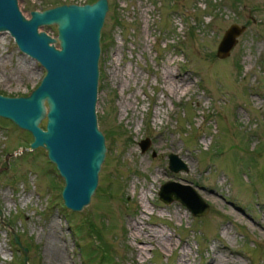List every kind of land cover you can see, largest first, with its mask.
Segmentation results:
<instances>
[{
  "label": "rangeland",
  "instance_id": "obj_1",
  "mask_svg": "<svg viewBox=\"0 0 264 264\" xmlns=\"http://www.w3.org/2000/svg\"><path fill=\"white\" fill-rule=\"evenodd\" d=\"M19 1L30 17L88 0ZM233 24L246 29L221 58ZM42 29L58 35L56 24ZM101 48L107 155L83 210L63 209L47 150H23L32 134L0 116V264H25L12 230L30 264H264V0H109ZM177 73L190 78L176 83ZM45 74L0 32L1 94L27 96ZM171 153L188 169L172 171ZM167 180L195 188L209 212L162 201Z\"/></svg>",
  "mask_w": 264,
  "mask_h": 264
},
{
  "label": "water",
  "instance_id": "obj_2",
  "mask_svg": "<svg viewBox=\"0 0 264 264\" xmlns=\"http://www.w3.org/2000/svg\"><path fill=\"white\" fill-rule=\"evenodd\" d=\"M108 11L109 0H96L33 10L28 17L19 0H0V32H9L19 49L46 69L29 95L0 93V116L32 134L28 150H47L49 160L64 179V204L73 211H81L91 203L107 155L97 104L101 33ZM52 24L58 27L57 37L42 29ZM245 29L244 25H231L218 45L217 55L229 56ZM149 144V139L141 141L142 150ZM169 167L174 172L188 169L175 153L170 154ZM159 197L167 204L181 202L194 215L203 216L210 210V204L195 188L177 181L163 183ZM3 217L0 208L1 222ZM12 232L25 254V264H30L29 248L22 244L19 234Z\"/></svg>",
  "mask_w": 264,
  "mask_h": 264
},
{
  "label": "trees",
  "instance_id": "obj_3",
  "mask_svg": "<svg viewBox=\"0 0 264 264\" xmlns=\"http://www.w3.org/2000/svg\"><path fill=\"white\" fill-rule=\"evenodd\" d=\"M96 0H88L87 2H90V3H92V2H95ZM32 139H31V142L33 141V137H31ZM30 142V143H31ZM64 210H66V207H64L63 208ZM90 227H91V229L93 230V232H94V235H95V237H96V240H95V243H97V246L96 247H98V249H103V253L101 254V255H106L108 252H109V250L108 249H106V248H104V243H103V241L101 240V239H99L100 237H99V235L97 234V229H95V226L92 224V223H90ZM14 237V236H13ZM98 240V241H97ZM99 247H101V248H99Z\"/></svg>",
  "mask_w": 264,
  "mask_h": 264
},
{
  "label": "bare ground",
  "instance_id": "obj_4",
  "mask_svg": "<svg viewBox=\"0 0 264 264\" xmlns=\"http://www.w3.org/2000/svg\"><path fill=\"white\" fill-rule=\"evenodd\" d=\"M21 8V7H20ZM22 10V9H21ZM43 28V27H42ZM190 77H188V76H186V75H184V74H182V73H177L176 74V83L178 82V83H181V82H185L186 80H188ZM190 89V87L188 86L187 87V90H189ZM183 180H185L186 178L185 177H183L182 178ZM150 240L151 241H153V240H155V238H150ZM54 242H55V247L56 248H59V250H60V247H59V243L57 242V239L55 238V240H54ZM178 264H181V263H178Z\"/></svg>",
  "mask_w": 264,
  "mask_h": 264
}]
</instances>
